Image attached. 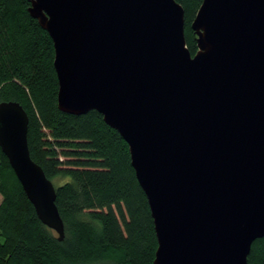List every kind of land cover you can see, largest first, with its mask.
Segmentation results:
<instances>
[{"label":"water","instance_id":"1","mask_svg":"<svg viewBox=\"0 0 264 264\" xmlns=\"http://www.w3.org/2000/svg\"><path fill=\"white\" fill-rule=\"evenodd\" d=\"M53 42L57 108L95 110L127 143L153 219V264H247L264 236V0H28ZM28 115L0 102V149L38 219L64 238Z\"/></svg>","mask_w":264,"mask_h":264},{"label":"trees","instance_id":"2","mask_svg":"<svg viewBox=\"0 0 264 264\" xmlns=\"http://www.w3.org/2000/svg\"><path fill=\"white\" fill-rule=\"evenodd\" d=\"M184 10L186 46L196 51L191 21L202 0H176ZM28 0H0V102L28 115L31 158L55 186L64 238L44 225L0 149V264H153L157 238L127 143L95 110L57 108L58 82L49 34ZM247 264H264V236Z\"/></svg>","mask_w":264,"mask_h":264},{"label":"rangeland","instance_id":"3","mask_svg":"<svg viewBox=\"0 0 264 264\" xmlns=\"http://www.w3.org/2000/svg\"><path fill=\"white\" fill-rule=\"evenodd\" d=\"M53 185H59L62 183V181L60 180H52ZM0 200H1V196H0ZM2 236L0 235V241H2ZM80 264H111L110 261L107 260H98V261H92V262H84V263H80Z\"/></svg>","mask_w":264,"mask_h":264}]
</instances>
